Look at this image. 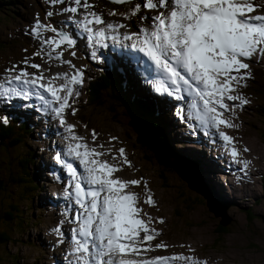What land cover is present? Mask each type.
I'll list each match as a JSON object with an SVG mask.
<instances>
[{"label":"snow or ice","instance_id":"snow-or-ice-1","mask_svg":"<svg viewBox=\"0 0 264 264\" xmlns=\"http://www.w3.org/2000/svg\"><path fill=\"white\" fill-rule=\"evenodd\" d=\"M112 2L131 4L132 0ZM49 3L65 6L47 11V18L64 13L78 14L79 18L67 17V22L74 26V31L70 32L64 22L57 27L44 23L37 15L31 33L39 40L40 50L33 55L46 57L49 62L60 61L71 66L73 72L46 76L45 71H51V67L44 69L42 64L26 58L21 62L24 67L13 65L0 76V99L9 104L15 98L40 101L41 110L54 114L68 134L70 142L65 155L78 161L83 169L81 173L77 165L56 154L55 160L64 166L69 176L63 192L69 202L65 216L72 212V203L78 206L69 221L76 227L70 229L67 264H207L183 254L148 256L154 249H167L168 245L152 244L161 233L150 227L151 217L145 220L141 216L143 209L137 206L139 194L131 190L132 186L142 183L146 186L147 182L143 178L126 180L116 175L125 165L132 166L125 148L120 147L115 154L111 149L102 151L104 145H95L98 139L95 130L92 131L93 145H89L85 137L76 133V126L67 122L69 109L75 115L72 103L80 95L77 86L84 84L85 73L65 59L64 54L76 47L77 32L93 49L90 54L93 61L102 62L96 49L108 48L109 40L114 46L131 41L128 47L143 53L158 73L155 91L170 93L178 99L184 98L182 91L187 92L192 97L190 114L203 125L217 130L232 161L243 164L241 171L246 173L250 161L239 158L235 138L221 130V126L236 127L225 113L234 114L236 108L250 103L239 94V89L246 87L252 78L251 65L246 61L255 57L264 60V12L260 11L264 5L257 4L256 0H141L121 15L131 19L142 9L156 11L154 16L140 17L149 20L151 26L121 34L119 30L127 25L107 22L102 13L94 10L95 5L90 0H49ZM117 14L115 10L109 13ZM46 32L54 35L45 36ZM71 55L75 57L76 52L71 51ZM29 68L37 71L30 72ZM229 101L238 103L229 107ZM0 123L9 124V117L0 116ZM117 139L112 137V140ZM244 151L250 150L245 148ZM106 155L122 163L103 159ZM145 203L156 204L150 189ZM163 222L161 219L160 223ZM64 223L61 220L52 229L60 238L59 244L64 243Z\"/></svg>","mask_w":264,"mask_h":264},{"label":"rangeland","instance_id":"rangeland-1","mask_svg":"<svg viewBox=\"0 0 264 264\" xmlns=\"http://www.w3.org/2000/svg\"><path fill=\"white\" fill-rule=\"evenodd\" d=\"M104 1L105 0H90V2L95 5L94 10L98 13H102L107 22L123 23L127 25V27L123 29L128 32L130 31V33L138 31V26H141L143 22L145 23L144 27L151 26L150 21L141 20V16H154L157 14L156 11L148 12L142 9L141 13L128 19L119 15L118 6H114L109 9V11H106L101 4ZM256 3L264 5L263 0H256ZM8 5H10L11 8H7L6 10L10 11V14L4 15L0 12V76L4 74L5 69L11 68L13 65L19 64L21 67H24L21 62L26 58L34 63L42 64L44 69L51 67V71H45L46 76H51L56 72H68L71 74L73 72L71 66L62 64L60 61L56 60L49 62L46 57L42 58L33 55L40 50V42L31 33V28L34 26L37 15L44 23H53L56 24L57 27H60L61 23L64 22L65 28L66 26L71 28V25L67 22V19H65L67 16H76L79 18V15L64 13L54 15L52 18H47V11H57L65 6H52L49 0H12L7 6ZM118 5L121 6L123 4ZM126 6L128 10H131L128 4H126ZM113 10L118 14L115 16L109 15ZM260 11L264 12V8H261ZM67 29L68 28H66V30ZM119 32L121 34L125 33L122 30H119ZM44 35L50 37L54 34L46 32ZM129 42L130 41H128V43ZM79 43V47H77V44L74 49L65 51L64 58L71 60L77 68L83 66L81 67L82 69H87L84 75V85L86 80L94 74H97L99 70L118 64V61L114 62L112 65H108V61L97 63V61L89 60L88 57L84 55L89 48L84 38H81ZM108 43V48L96 49L98 56L99 54L106 53V56L110 59V55L112 51H114L113 49L120 46H114L111 40H109ZM125 47L126 44H124V49ZM71 51L76 52L75 57L71 55ZM246 62L251 65L252 78L247 81V88L244 86L240 87L239 94L245 96L250 103L242 108H236L234 114L225 113L227 116L226 118L230 119L236 127L230 128L229 130H231V132L228 130L226 132V130H224L235 138V146L240 152L239 158L241 160L250 161L246 173L241 171L243 164H237L232 161L231 156L228 154L229 149L225 148L224 141L219 138L217 130L209 128L211 134L215 135L218 140L216 144L217 153L221 159L222 157L224 159V161L222 160L223 166L218 165L216 163L218 161H207L203 157H200L202 160V165L200 166L201 174H203L204 178V180H200V183L196 181V175L192 168L190 169L186 165L183 166L182 161L175 159V164H177L176 173H173V175L171 174L167 187H162L156 167L150 166L141 159L140 151L132 145V140L128 139L129 132L126 131V136L124 134L126 130L125 127H123L124 125L121 126L109 120L108 117L110 115L113 117V115L106 107L101 109L100 114H95L94 116L90 114V116H88L91 118L89 125H92L91 127L98 133V139L95 141V145H104V148L101 150L107 151L110 148L113 154H115L116 150L120 147L126 149L128 159L131 161L132 166L128 167L125 165L124 170L116 173V175L126 180L143 178V180L147 182L146 186L142 183L140 186H132L131 188H135L140 192L139 198H141L137 206L143 209L141 216H144L143 218L145 220L151 217L152 223L150 227L157 229L161 233L152 241V244L165 243V245H168L167 249H169H154L148 253L149 257L162 256V253L164 255V252L166 253L168 251L167 253H170V255L183 254L195 256L203 261H207V264H264V115L258 114V111H256L260 109L259 106L262 105L260 101L264 102V95L257 92L253 94V91L249 89V83H252L253 86L257 85L264 88V60L255 57ZM84 65H86L87 68ZM142 68L143 65L141 66V69ZM29 71L36 72L37 70L29 68ZM119 72H124L121 76H123L125 80H128V77L131 79L132 76L134 79H131L133 84L137 85L135 89L140 94L148 96L146 88L143 89L138 85L141 84V79L139 78L140 74L131 73L127 71V69H120ZM77 90L82 98L87 95L83 85L78 87ZM228 103L229 107H232L233 103L238 102L229 101ZM14 105L15 103L8 105L1 103L0 116L9 113H18L20 119L27 120L29 123L35 122L36 126L44 130H38V133L32 130L28 136L26 145H23L20 149H29L30 152L35 155L38 165L42 157H45V159L48 158L47 154H43V150L44 147L47 151L50 150L51 146L48 140H51L52 135L57 133L58 130L60 131V129L56 127L57 121V124H60L59 120L51 114L46 115L44 119H38L37 117L33 118L32 112L30 115L32 118H29L27 114H24L23 108L19 107V105ZM155 106L156 108L154 106L153 108L158 111L169 124L172 138L176 141L174 145L177 151L183 154L191 153L200 156L196 152L197 149H193V147L197 144L196 138L199 139L201 144L202 139L204 144L207 143V140L204 141V138L201 137L202 132L193 129L190 133L191 139L182 136L180 131L184 129L182 128L184 124H181L178 112L176 110L172 111L173 109H170L169 105H167L165 109V111L169 112L167 116L156 104ZM72 108H75L74 104H72ZM170 114L172 117H170ZM54 119L56 120L55 123L52 121ZM66 119L69 124L76 125L75 131L78 135L85 137L87 143L93 145L91 130L88 128V125L82 126L77 123L76 113L73 115L71 109H69L66 112ZM120 119H124V117L121 116L119 117V120ZM191 122H193V127L196 128L202 125L199 121L195 122L194 118L191 119ZM175 124L181 127L179 129L175 127L174 129ZM43 132L47 134L46 140ZM60 132L64 133L63 136L66 135L65 132ZM112 137H118V139L112 140ZM237 142L240 146L237 145ZM245 148L253 151L255 154L252 155L248 151H244ZM210 156L208 155V158ZM110 158L111 156L109 155L103 157V159L110 160V162L113 163H122V161H112V158ZM180 168H182L181 172L179 170ZM217 169L223 171L224 175L216 173L215 171ZM209 171L212 173H209ZM33 173V179L36 180L38 189H34L32 193V208H30V205H27L28 201L26 200L21 201L19 206L26 211L25 216L32 215L37 221L26 223L24 227L12 230L10 234L12 241L5 245H0V264H67L65 256L71 249V241H68L67 237L68 235L70 236V229L76 227V224L69 222L72 217L71 212L67 217L64 214L69 208V202L66 201L64 205H61L63 202L59 204L56 201V199H61L60 197L62 196L60 192L65 190V188L62 185H57V198L55 199V196L48 197L49 191L54 193L53 190L48 188L53 185V182H49L52 178L46 176L47 172L40 171L38 167L33 170ZM180 174L189 180L188 183L191 187L200 190L198 192L188 187V194L190 196H198V194H200V197H203L200 203H195L193 205V208H178L180 206L177 205L174 191L176 190L175 186L180 184V180L184 182ZM175 176H177L178 179ZM0 177H3V175L0 174ZM206 180H208V182H206ZM171 182H173V186L170 184ZM149 189L156 201L154 206L145 203ZM202 192H205L207 196L201 194ZM213 195L221 201L220 204L217 200H215V203L209 200L210 196L214 198ZM175 205L178 206L176 209L180 214L179 216L175 215ZM161 219H163V223H160ZM61 220L65 221L62 228L65 232L63 244L58 243L60 238L52 231ZM222 222L227 225V231L218 235L216 230L218 229V225L222 224ZM0 228H4V225H0ZM169 247H171L172 250ZM173 264H183V262H173Z\"/></svg>","mask_w":264,"mask_h":264},{"label":"trees","instance_id":"trees-1","mask_svg":"<svg viewBox=\"0 0 264 264\" xmlns=\"http://www.w3.org/2000/svg\"><path fill=\"white\" fill-rule=\"evenodd\" d=\"M11 1L0 0V12L4 15L10 14V11L6 9L11 8L10 5L7 6ZM135 3H140V0H132V3L128 4L129 8L131 9ZM101 4L106 11L118 6L112 0H105ZM121 74L116 67H113L89 78L86 88L87 97L79 99L75 104L77 120L92 128V125H89L91 118L88 116L100 114L101 109L106 107L113 115V117L111 115L108 117L109 120L121 126L124 125L126 136V131L129 132L128 139H131L132 145L140 151L141 159L150 166L156 167L162 187H167L171 174L176 173L175 159L182 161L183 166L192 168L196 175L197 180H195L201 183L200 180L203 179L200 156L177 151L174 145L176 141L168 130L166 120L153 108V106L156 108L155 104L157 105L158 100L135 91L132 83L127 82ZM249 89L253 91V94L257 92L264 95L263 87L253 86L252 83H249ZM260 102L262 105L256 111L258 114L264 115V102ZM6 115H8L10 123L7 125L0 123V174L3 175L0 177V225H4V228H0V245L12 241L10 234L13 229H19L26 223L37 221L32 215L25 216L26 211L19 206L21 201L26 200L28 201L27 205L32 208V193L34 189H38V184L33 179V170L38 167L35 155L29 149L20 150L23 145H26L33 127L27 120L20 119L18 113ZM121 116L124 119L119 120ZM179 170L181 172L182 168ZM180 177L184 182L180 180V184L175 186L176 190L174 191L177 205L180 206H174L175 215L178 216L180 214L176 207L193 208L195 203H200L203 199L200 194H198L199 197L197 195L190 196L187 191L188 187H191L188 183L189 180L182 174ZM170 184L173 186V182ZM195 190L200 191L199 189ZM201 194L207 196L205 192ZM209 200L214 202L212 198ZM224 224L222 222L218 225L219 230H216L218 235L227 231V225Z\"/></svg>","mask_w":264,"mask_h":264},{"label":"bare ground","instance_id":"bare-ground-1","mask_svg":"<svg viewBox=\"0 0 264 264\" xmlns=\"http://www.w3.org/2000/svg\"><path fill=\"white\" fill-rule=\"evenodd\" d=\"M130 32V31H129ZM78 39V45H77V47H79L80 46V40H81V38L80 37H78L77 38ZM114 51L116 50V49H113ZM101 52V51H100ZM107 54L105 53V56H106ZM61 69V68H60ZM143 69V68H142ZM144 70L145 69H143V72H144ZM131 75V74H130ZM131 79H133V77L131 76ZM13 105V104H12ZM16 112V111H15ZM49 114H51V115H54V114H52L51 112H49ZM48 115V114H47ZM225 117H227L226 116V114H225ZM52 121H54V123L56 122V120L54 119V120H52ZM62 126V125H61ZM25 127V126H24ZM62 128H63V126H62ZM211 128V127H210ZM212 130H215L214 128H211ZM230 128H227V127H225V126H221V130H226V132H227V130L229 131V132H231V130H229ZM65 130V129H64ZM56 131H57V129H56ZM60 131H62V130H60ZM59 130L57 131V133L59 132V133H61L62 134V136H63V134L64 133H62V132H60ZM90 143H91V141H90ZM107 143V142H106ZM237 145L238 146H240V144L237 142ZM55 146H58V145H55ZM110 149V148H109ZM249 153H251L252 155H254L255 153L253 152V151H248ZM259 155V154H258ZM221 157H222V155H221ZM112 158V157H111ZM110 158V159H111ZM107 159H108V156H107ZM112 160V159H111ZM222 160L224 161V159H223V157H222ZM110 161V160H109ZM137 162V161H136ZM251 168H253V167H251ZM128 170V169H127ZM126 170V171H127ZM253 170V169H252ZM139 174V173H138ZM135 177V176H134ZM206 177V176H205ZM122 178V177H121ZM123 179H125V178H123ZM139 179V178H138ZM206 182H208V180H206ZM137 188V187H136ZM141 188V187H140ZM131 190L132 191H134V192H137L138 194L140 193L138 190H136L135 188H131ZM63 192H64V190L63 191H61L60 193L61 194H63ZM141 198V197H140ZM140 198H139V200H140ZM66 199V198H65ZM53 201V200H52ZM51 201V202H52ZM54 201H55V199H54ZM56 201L60 204V203H64V200H62V198L61 199H56ZM57 204V203H56ZM51 205V204H50ZM143 205V204H142ZM158 205V204H157ZM145 206V205H144ZM146 210V209H145ZM149 214V213H148ZM152 214V213H151ZM142 217H144V216H142ZM155 217V216H154ZM153 218V217H152ZM165 244V243H164ZM169 248H171V247H169ZM191 249V248H190ZM166 250H169V249H166ZM171 250H172V248H171ZM159 251H161V250H159ZM168 252V251H167ZM165 253L164 252V255H170V253L168 254V253ZM162 255H163V253H162ZM172 255V254H171ZM197 258V257H196ZM198 260H202V259H199V258H197ZM178 263V262H177Z\"/></svg>","mask_w":264,"mask_h":264}]
</instances>
